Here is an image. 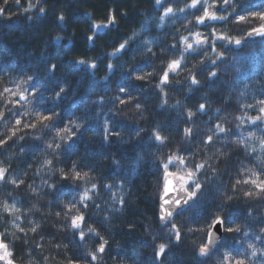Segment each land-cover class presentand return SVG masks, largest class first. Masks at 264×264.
<instances>
[{
	"label": "trees",
	"instance_id": "obj_1",
	"mask_svg": "<svg viewBox=\"0 0 264 264\" xmlns=\"http://www.w3.org/2000/svg\"><path fill=\"white\" fill-rule=\"evenodd\" d=\"M234 2L237 12L242 9L264 11V0ZM190 3L191 0H165L166 6L173 7L176 15L160 21L163 9L156 7L154 0H42L46 14L36 19L41 5L30 13H23L27 0H21L19 6L10 0L6 11L12 19H0V90L5 85L11 86L8 82L12 77L32 74L48 85L47 89L42 87L40 90L46 102L38 107L45 113L55 108L59 113L54 117L55 124L71 128L70 121L83 122V127L68 144L58 138L53 141L56 132L45 134L38 126L32 131L41 136L40 140L26 135L24 140H16L15 144L9 141L4 149H0V167L8 170L6 175L17 181L24 180L20 188L9 183L0 188V202L7 201L9 205L15 202L20 209V212L8 215L0 206V214L4 217L0 220V232H15L12 221L19 215L20 219L15 222L28 234L27 244L22 240L14 241L12 236L7 238L15 264H29L30 259L35 264H45V257L48 258L47 264H61L68 257L82 256L87 250L95 251L99 237L87 232L89 226L108 241L104 255L97 253L98 259L92 264H201L198 248L202 242H207L206 234L211 231L209 225L216 215L250 233L244 237L241 232L237 243L231 239L234 234L224 232L223 238H227L229 244L242 251H247L248 242L264 248V243L254 239L264 227V200L244 195L251 185L235 184L236 179L243 181L251 175L247 169L260 173L259 179L264 180V165L256 159L258 156L264 157V152L260 151L259 141L255 138L246 141L245 145L232 142L241 133L244 137L249 132H256L259 136V127H264L251 125L245 117L244 125L237 129L239 122L235 119L244 114L256 116L259 105L242 108L241 104L255 105L256 100L264 98V41H245L248 31L262 22L257 19L237 24L231 17L227 23L209 22L215 25L217 31L242 40L241 46H223L222 42H217L221 45L218 51H224L226 57L217 69V82H209L205 70L197 75L201 81L200 90L194 88L189 93V73L181 70L177 74H170L169 83L163 85L164 91L161 92L156 84L167 63L179 58V51L183 47L180 37L188 36L191 41L194 37L190 32L200 31L208 35L211 31L206 25L195 23L193 13L202 14L198 9L186 8L184 13L178 11V8ZM212 3L213 0H209V5ZM0 6H3V0H0ZM113 10L115 25L99 30L94 42L90 43L87 37L92 34L91 25L94 22L106 23L108 13ZM209 10L216 11L213 8ZM228 11L232 9L228 8ZM219 12L223 13L224 8L219 7ZM61 13L65 16L62 27L58 21ZM88 13H91V18ZM28 15L34 19L28 21ZM161 23L163 27L159 26ZM136 33L138 35L134 39H129ZM57 36L61 37L59 41H56ZM125 40H128L125 52L118 54V57L108 55ZM172 44H176L177 49L172 50ZM194 55L197 54L186 55L182 68L184 65L192 68L193 64H198V60L193 59ZM208 55L215 56L211 52ZM79 59L95 61L96 69L83 66L74 69V63ZM109 63L113 65L112 72L107 70ZM49 64L57 65L51 77L47 70ZM207 68L214 66L207 63ZM149 72L152 75L146 76L145 80L135 79L136 75ZM57 81L65 86V93L54 102L53 90H59ZM123 85H127L125 93L119 91ZM128 95L133 98L128 100ZM116 96L124 98L125 104L115 100ZM101 99L102 104L96 103ZM29 100H33V97L29 96ZM164 100H167V104L161 107ZM177 101L179 105L173 107ZM205 101L209 105L207 115L198 113L194 117V124L191 125L194 136L189 143L183 134L184 128L189 126L185 123L186 111L190 109L195 112L199 104ZM137 103L141 108L135 107ZM33 107V104H28L27 109L17 111L31 110ZM217 109L220 111L217 112ZM35 118L34 111L22 117L24 121ZM105 120L109 121V127L115 125L120 131V138L110 137V143H104L100 135ZM217 122L232 128L236 135L230 133L229 139L224 141L214 137L212 144H203L202 140L212 134L209 128H214ZM12 123L14 120L7 125L0 122V138L10 134L8 128ZM140 128L144 131L139 136L135 135V130ZM154 129L168 137L165 145L160 146V152L157 151L156 142L149 139ZM73 131L76 130L73 128ZM62 135L66 136L67 133ZM121 140L128 142L122 143ZM49 141L60 142L62 147L48 149L46 145ZM248 145L256 151L249 154L246 151ZM173 153L184 156L189 168L195 169L198 163L205 164L198 173L203 187L190 205L179 211L181 214L176 213L168 224H162L158 220L163 183V169L159 165L160 159H166ZM47 160L52 161L51 165L45 163ZM114 160L119 162V167L113 163ZM73 161L77 164V170L88 171L89 177H94L92 182L98 184L99 194L89 192L92 199L86 201L89 205L87 208L79 203V198L85 187L91 189V183L86 182L88 178L76 182L78 188L73 182L59 178V169L69 172ZM184 167L176 163L170 165L169 170L185 175L181 171ZM53 183L55 189L49 187ZM106 183L113 185L111 191L103 188ZM233 186L237 189L235 194ZM227 195H233V200L226 201ZM73 197L77 202L76 208L85 215L83 230L86 241L82 243L77 242L78 236L73 237L74 230L70 227V217L77 214L76 210L74 208L69 212L65 207ZM121 198L123 205L120 204ZM225 201L224 211L219 212L218 205ZM95 204L100 207H95ZM57 212L61 213L59 217L56 216ZM172 223L181 233L182 242L179 245L175 243L174 234L169 232ZM32 227H37L36 233L30 231ZM189 228L194 230L189 231ZM16 234L23 237V233ZM169 237L172 242L166 254L160 262H154L157 245L168 243ZM37 244L41 247H36ZM57 244L60 245L59 250ZM28 251L32 253L31 257ZM0 264H4V261H0ZM208 264H217V257L212 256Z\"/></svg>",
	"mask_w": 264,
	"mask_h": 264
},
{
	"label": "snow or ice",
	"instance_id": "obj_2",
	"mask_svg": "<svg viewBox=\"0 0 264 264\" xmlns=\"http://www.w3.org/2000/svg\"><path fill=\"white\" fill-rule=\"evenodd\" d=\"M155 6L163 9V15L160 16V21H164L165 17L168 16H175L176 13L174 12L173 7L166 6L165 0H154ZM10 3V0H3V6H0V19H8L11 20L12 16L9 15L6 11V6ZM15 5H21V0H14ZM37 5H41L38 8V15L35 17L39 19L40 16L46 14V9L42 5V0H27V7L23 8V13H30L34 9H36ZM224 8V12H219V7ZM227 6V7H225ZM198 9L201 11L202 14L196 15L193 13L195 23L197 25H206L211 29L208 35H204V33L197 31L195 33H191L193 35V39L190 41L188 36L180 37V43L182 44V49L179 51V58L171 59L168 63L166 68L163 70V73L160 77L159 83L156 84V88L159 89L161 92L164 91L163 85L169 83V76L170 74H177L181 70L188 71L189 75L187 79L190 81L188 85V92L192 93L193 89L195 88L196 91L200 90L201 81L197 78L199 73H203L207 70V80L213 84L217 82L219 79V74L217 69L221 67V63L226 59L224 51H218V41L222 42L223 46L235 44L236 46H241L242 40L233 36L228 35L225 32L217 31L215 25L209 23L212 21H224L227 23L229 18L231 17L233 22L239 23H249L250 20H259L262 23L258 27H252L251 31H248V36L253 34L264 37V11H249L247 9H242L241 11H236V2L234 0H213V3L209 5V0H191L190 4H186L184 7L178 8L180 13H184L185 9ZM213 8L216 11H210L209 9ZM228 8H231L232 11H228ZM126 15V13H122ZM89 18H91V13H88ZM28 21H32L34 17L32 15H28L26 17ZM106 23H93L91 25V35H88L87 40L90 43H93L97 32L102 29H108L110 26L115 25L116 23V15L114 10L110 11L106 17ZM58 21L60 26L62 27L65 21L64 14H60L58 16ZM191 23V21H189ZM163 27L161 23L159 25ZM133 37H129V39H134ZM61 37L57 36L56 41H59ZM128 44V40H125L119 44L118 47L114 49L111 53H108L111 57H118V54L121 52L126 51V46ZM171 49H177L176 44L171 45ZM151 51V49H148ZM164 51V49H162ZM209 52L214 53V57H210L208 54ZM189 53H194L197 55L193 56V59L198 60V64H193L192 68H187L186 65L183 66V61L186 59V55ZM153 55H155L153 53ZM207 63H210L214 66V68H207ZM83 66L88 69H96L97 64L95 61L86 62L84 59H79L74 63L75 67ZM193 69H197V71H193ZM47 70L49 76H53L57 70L56 64H49L47 65ZM107 70L109 72L113 71V65L109 63L107 65ZM135 71V70H133ZM143 71V69H141ZM94 74V73H93ZM152 73H146V75H136V80H145L146 76H151ZM131 78V73L129 74V79ZM2 79V77H0ZM107 80L108 78L105 77ZM9 85H5L2 90H0V103H2V107H0V122H3L5 125L9 123L10 120H14L12 126L8 128L9 135L4 136V138H0V149H4L6 145L9 144V141H12L13 144L16 143V140H24L26 135H32L33 139L40 140V135L33 134L32 130H36L39 126L41 132L50 133L52 131L56 132V137L53 138V141H56L58 138L59 141H62L64 144H68L70 140L76 135V132L80 131L83 127V122H76L70 121L72 127H68V125H64L63 127L58 126L54 123V117L59 116V113L55 111V108L50 109L45 113L42 111L38 106L42 103L46 102V97L44 96L43 92L40 91L41 88L47 89L48 85L45 84L43 81L38 80L32 74H23V76H16L12 77L9 80ZM179 83V81H177ZM57 86L59 87L58 91L53 90V101H58L62 98V94L65 93V86L60 84L59 81L56 82ZM127 89V85L120 86L119 91L121 93H125ZM39 93V95H38ZM166 95V93H165ZM243 95V93H242ZM29 96L33 97V100H29ZM133 97L131 95L127 96L128 100H131ZM115 100H118L120 104H125V99L121 96H116ZM96 103L102 104L103 100L97 101ZM179 101H177L176 105L173 107H177L179 105ZM28 104H33L34 107L31 110L25 111H17V109H27ZM167 104V100H164L163 104L160 106L163 107ZM256 105H259L258 114L256 116H247L246 114L242 116H236L235 119L239 122L236 124V128L239 129L245 123V117L247 118L248 122L251 125H264V98H260L256 100V104H241L242 108H254ZM10 106V107H9ZM208 102L205 101L204 103H200L198 108L195 112L188 109L186 111L187 119L185 121L186 124L189 126L185 127L183 130L184 138L187 142H191L194 136V130L191 125L194 124V117L199 113L203 115H207V107ZM137 109L141 108V105L137 103L135 105ZM29 111H34L36 118L33 121H24L22 117L29 115ZM220 109H217L219 112ZM73 128L76 131H73ZM144 129H136L135 135L139 136ZM260 135L258 136L256 132H249L247 137L243 136V133L240 134V137L236 140H233V143H237L240 145H245L246 141L255 138L259 141L260 144V151L264 152V127H259ZM24 132L25 135H18V133ZM209 132L211 135H207L206 138L202 140L203 144H212L214 141V137L220 139L222 141L229 139V134L231 133L232 136H235L236 133L233 132L232 128L224 126V124L217 122L214 128H209ZM62 133H67V135H62ZM102 136V140L104 143H110V137H117L120 138V131L113 125L109 127V121L105 120L103 124V131L100 133ZM13 138H16L15 140ZM150 140H154L157 144V151H162L160 146L165 145L166 140L168 137L162 136L160 132L156 129L153 130L152 136L149 138ZM47 142L46 147L48 149H60L62 144L60 142ZM122 143H127L128 141L121 140ZM21 153H23L24 149L21 147ZM219 151V150H217ZM246 151L250 154L251 152H255V148H251L250 145L247 146ZM157 159H160L157 156ZM256 159L259 161L261 165H264V157L258 156ZM46 164L51 165L52 161L47 160L45 161ZM117 167H119L118 161H113ZM180 166H185L181 171L185 172V175H177L176 172L170 171V165L176 164ZM163 169V176H162V191L159 195L160 201V215L158 217L159 221L162 224H168L169 218L173 216L175 209H183L184 206L189 204V201L195 199L197 197L198 192L202 190L203 185L200 183L198 179V173L200 170L204 169V163H198L195 165V169L189 168L186 165V159L184 156L178 155L177 153H173L169 155L166 159H160V165ZM7 169L4 167H0V188L3 187L5 183H9L15 186V188H20L22 184H24V180L21 179L17 181L15 178L8 177L6 175ZM251 175L248 178H245L243 181L240 179H236L235 184L239 185L241 183L246 185H251L252 187L249 188L247 191L244 192V195L249 198H257L264 200V180L259 179L260 173H257L253 169H247ZM60 172V180L62 181H71L74 184L78 181H84L85 178L87 179V183H91V189L85 187L83 193L80 195L79 203L83 204L84 208H87L89 205L86 201L91 200L92 197L89 195V192H97L98 184L92 182L94 177H89L88 171L77 170V164L75 161L72 163L71 170L69 172H65L63 168L59 169ZM215 172V169H213ZM123 185H121L122 187ZM31 189V185L28 186ZM49 187L55 189V183L49 185ZM78 188L79 185L76 184ZM103 188L108 191H111L113 188L112 184H104ZM255 189V191L253 190ZM35 192V189H32ZM233 194L236 193L237 189L233 186ZM182 193L183 195H173ZM99 193L97 192V195ZM113 198L115 199V193H112ZM233 200V195H227L226 201ZM226 201L221 202L218 205V211L223 212L226 207ZM76 200L73 197V200L69 203L65 204V207L71 212L74 208L76 210V215L70 217V227L73 229V237L78 236V243H82L86 241V233L83 230V225L85 224V215L81 212L79 208H76ZM120 204H124L123 198L120 199ZM0 206H2L4 212L8 213V215H13L14 213L20 212V209L17 207L16 203L13 202L11 205L8 204L7 201L0 202ZM168 206V207H165ZM95 207L99 208V204H95ZM115 211L119 212L120 209H115ZM181 214L177 212V215ZM61 213L57 212L56 216H60ZM3 214H0V220H3ZM20 219L19 215H16L14 221H12V227L16 229L15 232H0V260L4 261V264H15L13 257V252L10 250L9 243H7L8 236H12L14 241H20L24 244H27L29 241L27 239V232L20 227L18 221ZM38 227V226H37ZM37 227H32L30 229L31 232L36 233ZM132 226L130 225V228ZM211 231H208L206 234L207 242L201 243L198 248V256L201 258V264H208L209 260L212 256L217 257V264H264V248L257 247V245L253 242L247 243V251H242L240 248L234 247L232 244H229L227 238H223L220 236L221 228L223 231L228 234H234L231 236V239L234 242L239 243V235L243 234L244 237H248L250 235L249 231L242 230L239 225L233 226L232 221L226 220L221 218L220 215H216L211 224L209 225ZM194 229L189 228V231H193ZM202 230V229H200ZM23 233V237L17 235L16 233ZM87 232L99 237L98 246L96 247L95 251L87 250L85 251L84 255L78 257H68L66 260L62 261L61 264H92L93 261H97L98 256L97 253H105L106 245L108 241L104 239L103 236H100L99 232L94 227H87ZM169 232L173 233L175 236V243L179 245L181 240V233L179 229L176 227L175 223L171 224L169 228ZM155 239V237H154ZM255 240L261 241L264 243V227H261L260 234L255 235ZM171 237H169L168 243H160L157 245L155 250L154 262H160L161 257L166 254V249L169 247L171 243ZM36 247H41V245L37 244ZM67 248V245H64ZM57 250H59L60 245H56ZM223 250V251H222ZM28 256L31 257L32 253L28 251ZM90 257V260L88 259ZM47 257L44 258L45 264H47ZM29 264H35V261L29 260Z\"/></svg>",
	"mask_w": 264,
	"mask_h": 264
},
{
	"label": "water",
	"instance_id": "obj_3",
	"mask_svg": "<svg viewBox=\"0 0 264 264\" xmlns=\"http://www.w3.org/2000/svg\"><path fill=\"white\" fill-rule=\"evenodd\" d=\"M245 41L246 42H248V43H254V42H262V41H264V37H262V36H258V35H255V34H253V35H251V36H248V34H247V36H246V38H245ZM161 191H162V189H161ZM161 194V193H160ZM173 195H183L182 193H178V194H173ZM192 202V200L191 201H189V204L187 205V206H189L190 205V203ZM162 203V201H160V199H159V211H158V217H159V215L161 214L160 213V204ZM187 206H184V208H186ZM165 207H168V206H165ZM183 208V209H184ZM183 209H175L174 210V213H173V216L177 213V212H179V211H181V210H183ZM172 216V217H173ZM171 217V218H172ZM171 218H169V220L171 219ZM159 220V219H158ZM160 222V221H159ZM161 223V222H160ZM213 230V229H212ZM223 235H224V231H223V228H221V231H220V236L221 237H223ZM100 255L101 256H103L104 255V253H100Z\"/></svg>",
	"mask_w": 264,
	"mask_h": 264
},
{
	"label": "rangeland",
	"instance_id": "obj_4",
	"mask_svg": "<svg viewBox=\"0 0 264 264\" xmlns=\"http://www.w3.org/2000/svg\"><path fill=\"white\" fill-rule=\"evenodd\" d=\"M178 176L180 175V174H177ZM0 261H2V260H0Z\"/></svg>",
	"mask_w": 264,
	"mask_h": 264
},
{
	"label": "bare ground",
	"instance_id": "obj_5",
	"mask_svg": "<svg viewBox=\"0 0 264 264\" xmlns=\"http://www.w3.org/2000/svg\"><path fill=\"white\" fill-rule=\"evenodd\" d=\"M171 220V219H170ZM212 230V229H211Z\"/></svg>",
	"mask_w": 264,
	"mask_h": 264
}]
</instances>
